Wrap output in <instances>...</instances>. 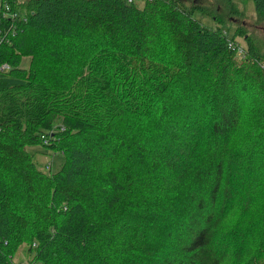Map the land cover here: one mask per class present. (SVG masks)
<instances>
[{"label": "trees", "instance_id": "16d2710c", "mask_svg": "<svg viewBox=\"0 0 264 264\" xmlns=\"http://www.w3.org/2000/svg\"><path fill=\"white\" fill-rule=\"evenodd\" d=\"M248 13L0 0V264H264V50Z\"/></svg>", "mask_w": 264, "mask_h": 264}, {"label": "rangeland", "instance_id": "374dc122", "mask_svg": "<svg viewBox=\"0 0 264 264\" xmlns=\"http://www.w3.org/2000/svg\"><path fill=\"white\" fill-rule=\"evenodd\" d=\"M235 1L243 5L245 9L249 12L248 15L250 16L248 17L245 16L246 18H241L240 22H242L243 26L248 31V33H251L253 35L255 40L260 44V46L264 50V21H258L256 19V16L254 14L255 13L254 0H235ZM195 16L202 19L204 23L209 26H215L217 24L214 18H212L210 15H204L201 12L197 11L195 12ZM238 40L240 41L242 46H246V43L243 37H238ZM26 64H28V61H26ZM41 149L42 147L40 145L33 146L30 148V151L36 154L35 159L38 162H41V164H44L45 161L47 163V161H49L50 159L51 160L54 159L56 166L57 164H59L60 162L59 157H57L56 155H53L52 157L51 156L47 157L45 154H42ZM23 254L25 255L26 253H23L22 251H20L14 257L17 264L21 262L22 264H24V262H26V259L22 257Z\"/></svg>", "mask_w": 264, "mask_h": 264}, {"label": "built area", "instance_id": "2783aa9c", "mask_svg": "<svg viewBox=\"0 0 264 264\" xmlns=\"http://www.w3.org/2000/svg\"><path fill=\"white\" fill-rule=\"evenodd\" d=\"M1 68H2V69H8V68H9V65H8L7 63H5V64H3V65L1 66Z\"/></svg>", "mask_w": 264, "mask_h": 264}]
</instances>
